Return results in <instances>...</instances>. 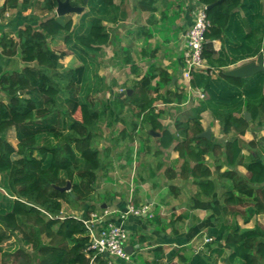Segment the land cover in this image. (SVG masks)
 <instances>
[{"label": "trees", "instance_id": "1", "mask_svg": "<svg viewBox=\"0 0 264 264\" xmlns=\"http://www.w3.org/2000/svg\"><path fill=\"white\" fill-rule=\"evenodd\" d=\"M199 1L206 6L212 23L203 51L210 67L222 69L258 55L264 58V0ZM79 2L84 4L83 0H71L73 6ZM17 3L18 0H6L1 12L17 7ZM29 5L30 0H23V9ZM57 5V0L42 1L40 10L50 15L37 25L25 24L16 38L6 33L0 37L2 54L18 56L24 64L20 70L0 75V90L7 97L0 100L2 260L7 254L4 243L14 237L17 264H110L107 255L88 249L83 219L97 208L92 205L79 217L63 215V204L80 210L91 200L98 172L109 165L103 161L97 143L98 131L106 118L128 108L137 110L139 122L133 123L135 130L149 125L162 133L160 147L169 148L175 143L174 149L184 160L182 174L201 175L194 179L201 195H213L215 183L212 170L203 169L199 160L209 153L219 161L223 159L226 170L221 172V164L216 171L225 179L222 213L231 214V219L222 220L219 231L224 233L216 242L223 241L224 246L215 248V252L223 264H264V227H242L237 221V216H243L247 224L253 215L264 214V137L249 142L242 139L252 124L257 129L264 127V71L251 77L228 75L223 69L215 76L210 74L212 70L192 72L190 86L206 97L192 108L185 121L176 122L172 132L158 120L161 113H156V103H182L184 94L177 90H167L165 96L159 93V87L171 83L169 73L161 67L151 66L134 86L133 94L125 91L122 97L118 92L112 103L108 100L101 108L83 98L92 65L88 54L100 52L111 42L104 20L116 21L115 12L120 7L117 0H88L78 31L71 18L57 16ZM56 37L62 38L83 61L72 69V79L65 88L55 80L65 56L49 44V39ZM215 40L222 43L219 51L213 47ZM155 79L159 86L154 89ZM206 111L218 121L223 140L198 137L203 131L202 113ZM245 112L251 114L250 119L245 118ZM77 113L80 118L75 117ZM107 125H112L110 120ZM12 126L17 145L6 136ZM123 132L125 138L133 140L132 134ZM146 135L148 139L152 137L149 132ZM191 160H195L194 166ZM239 165L247 169L246 175L238 172ZM68 182L70 191L57 188Z\"/></svg>", "mask_w": 264, "mask_h": 264}, {"label": "crops", "instance_id": "2", "mask_svg": "<svg viewBox=\"0 0 264 264\" xmlns=\"http://www.w3.org/2000/svg\"><path fill=\"white\" fill-rule=\"evenodd\" d=\"M5 1L0 0V37L4 33H10L16 38L17 31L25 24L37 25L50 15L40 10V3L44 0H30L31 5L27 9L22 8L23 0H18L17 7L1 12ZM199 5V0H123V52L126 53L123 63L129 66L130 78L137 81L148 73L151 66L165 69L170 75L171 83L159 89L183 92L184 101L160 102L167 108L177 106V116L180 108H185L187 103L195 107L201 100L199 89L192 88L190 81L184 77L186 68L183 59L185 35L192 25L194 10ZM57 39L58 37L49 39L50 44H54ZM221 46L220 40L213 41L216 51H219ZM51 48L53 49L52 46ZM255 58L222 69L227 72L254 61ZM14 61H18L20 67L11 70H20L24 66L18 56L5 57L0 48V70L2 65H12ZM132 64H135L134 68ZM222 69L211 67L212 72ZM159 111L161 118L158 120L162 124L167 118L172 120L167 111ZM178 120L181 119L175 118V126ZM201 125L203 130L211 128L210 138L224 139L218 121L209 111L202 113ZM151 129L149 128L148 132ZM145 130L138 128L132 131L133 140L128 137L129 141H132L130 145H125L128 138H125L123 132V169L129 173L131 163L137 162V177L130 180L128 175H123V180L117 183L108 182L110 180L98 181L95 193L99 194L96 197L94 193L91 200L80 210L64 203L63 214L81 217L85 210L93 205L97 208L94 212L105 214L108 220L118 223L123 221L128 231L125 246L130 259L123 260L105 254L110 264H223L221 256L215 252V248L224 246L223 241L216 242L221 240L224 233V230L219 231L222 220L231 219V214L222 213V193L225 187L216 171V166L223 164V159L219 161L209 153L199 160L203 169H212V179L215 183L213 195H201L193 180L196 177L201 178V175L196 176L191 172L189 179L182 177L178 168L179 153L174 147H160L159 137H155L156 146L152 147L154 144L152 140L147 139ZM255 137H264V127L257 129L256 125H252L242 139L249 142ZM137 143H140V149L138 148L139 152L134 156L133 150ZM244 152L248 153L246 147ZM194 164L195 160H191V166ZM226 168L223 164L221 172ZM237 170L242 175L247 173V169L242 165H239ZM102 193L106 195L99 197ZM145 204L149 206L147 213H129L126 218L120 220L121 212L124 213L129 205L140 207ZM207 237H213L214 241L206 242Z\"/></svg>", "mask_w": 264, "mask_h": 264}, {"label": "rangeland", "instance_id": "3", "mask_svg": "<svg viewBox=\"0 0 264 264\" xmlns=\"http://www.w3.org/2000/svg\"><path fill=\"white\" fill-rule=\"evenodd\" d=\"M117 4H119L120 7L118 11L115 12L116 21H110L109 19L104 20V23L107 26L108 31L111 35V42L108 45L104 46L100 52H97V53L90 52L88 54L89 55L88 59L91 61L92 65L89 66V72L87 76L88 81L86 83V86L83 92V98L85 100H90L98 104V107L100 108L103 106L104 102L108 100L112 103L114 101L113 97L118 92L123 94L121 95L122 97L124 96V92L127 90H131V94H133L134 93L133 88L138 82L137 80H135V78L133 79L130 78L129 69H128L129 66L123 63L124 58L126 56V53L123 52V18L121 16V11L123 10V0H117ZM82 5L83 4L79 2L77 6H82ZM87 9L88 7L85 5L84 10L81 13H70L66 15V18H71L74 21L75 28H77L76 29L77 31L80 29L79 24L81 22V16L84 12L87 11ZM6 34L13 37V34H10V33H6ZM49 44H50V41H49ZM50 45L53 47L54 50L65 53V56L61 59L63 68L55 76V80L59 84V86L62 88H65L68 82H70L72 79V69L78 66H81L83 64V61L81 57H79L78 54L74 53L71 49L68 48V46L64 43V41H62V38L60 37H58L57 41L54 44L52 42ZM19 67H20V63L18 61H14L12 65L4 64L1 67L2 69L0 70V75L1 73H4L6 71H11V69H19ZM218 73L219 72L213 71L214 75H218ZM138 77L139 76H137V78ZM156 82H157V79H155L152 82V86L154 89L157 86ZM160 91L159 93L162 94L163 96L167 94V90L165 89L163 91L162 90ZM6 98L7 97L5 96V94L0 90V100L5 101ZM158 101L162 102V100H158ZM159 102L156 103V113H158L159 110H162L163 113L167 111V114L171 116L172 120H169L167 118L163 122V125L170 131L171 130L175 131L176 129V126L174 123L175 118L178 117V119L185 121L191 115L192 108H194L192 107L191 103H187L185 108L182 107L183 108L182 110L180 108V111L178 114L179 116H177L176 115L177 106L167 108L163 106V103L161 102L159 103ZM136 111L137 110H132V109L127 108L124 112H121L118 115H114L113 118L111 119L106 118L101 129L98 131L99 133L98 136L100 135V138H97V143H98L99 148L102 150L103 161L105 163L110 164L108 165L107 168L101 169L98 172L99 182L110 180L108 182L117 183L118 181L123 180V175H128L130 180H133L132 179L133 177H137V174H138L136 173L138 171L137 162L131 163L132 165H131L129 173H126L125 172L126 170L123 169V164H125V162L123 161V130H126V132L129 134H131L132 131H135L133 123L135 121H138L137 116L135 115ZM75 117L80 118V113H77ZM159 118H161V116L158 117V119ZM109 120L111 121V124H112L111 126L107 125ZM149 127H150L149 125L146 126L145 128L146 130L144 129L145 132L146 131L148 132ZM157 132H159L160 135L162 134L160 131H157ZM104 134H105V137H104ZM6 136L10 142H12L14 145H17L18 141L16 138V132L13 126L8 129ZM155 137L157 136H152L149 139V140H152L151 142L153 144L155 143V140H156ZM125 142H126L125 145H130L132 141H129V138H128ZM139 144L140 143H137V145L134 147V150H133L134 156L139 152V149H140ZM155 146L156 144L152 145V147H155ZM174 146H175V143H173L171 147H174ZM183 162L184 160L181 159L179 155L178 168H180V171H181V165L183 164ZM184 174H182V171H181L182 177H184L183 176ZM129 178H126V180H129ZM186 178L189 179V174L187 175ZM218 178H220V180H225L221 178L220 176ZM95 191L97 192V190ZM98 194L95 193L94 194L95 196L94 195L93 196L96 197ZM105 195L106 193H102L99 195V197H103ZM129 206H133V205H129ZM145 207L147 208V212H148L149 206L147 204L142 205L138 208H145ZM238 220L242 227H250V226L254 227L255 225H261L264 227V214L253 215L252 220H250L248 224H245L243 222V216H239ZM15 239L16 238L13 237L10 241H7L4 243L3 247L7 254L6 256L3 257V260L0 255V264L19 263V260H17L14 256V252L16 248Z\"/></svg>", "mask_w": 264, "mask_h": 264}, {"label": "built area", "instance_id": "4", "mask_svg": "<svg viewBox=\"0 0 264 264\" xmlns=\"http://www.w3.org/2000/svg\"><path fill=\"white\" fill-rule=\"evenodd\" d=\"M211 20L208 18L206 6L199 5L194 10L193 22L185 35V48L183 59L185 63L184 77L189 81L192 79L194 71H211L206 58L203 55L204 44L206 42V33L211 28ZM211 72L210 74H212ZM201 99H204L205 93L199 90ZM143 214L147 213V208H138L128 206L127 210L120 214V220L126 218L127 214ZM89 236L88 249L95 250L97 253L108 254L112 257L129 260L130 254L126 250V240L128 231L125 228L123 221L112 222L108 220L105 214L92 212L90 217L83 219ZM212 237L206 238V241L211 242Z\"/></svg>", "mask_w": 264, "mask_h": 264}, {"label": "water", "instance_id": "5", "mask_svg": "<svg viewBox=\"0 0 264 264\" xmlns=\"http://www.w3.org/2000/svg\"><path fill=\"white\" fill-rule=\"evenodd\" d=\"M58 5L55 9V13L57 16H66L70 13H81L84 10V6L88 3V0H83L82 6H73L71 4V0H57ZM210 7V6H209ZM260 71H264V58L263 55H258L254 61H251L249 63L243 64L242 66H238L235 69L227 71L228 75L236 76V77H251L255 74H257ZM128 94H131V90H127ZM123 95V94H120ZM245 118L250 119L251 114L249 112H245ZM149 133L152 136L160 137V133L151 129ZM211 128H207L203 130L198 137H206L210 138L211 136ZM64 191H70L71 190V183L68 182L66 186L64 187H57Z\"/></svg>", "mask_w": 264, "mask_h": 264}]
</instances>
